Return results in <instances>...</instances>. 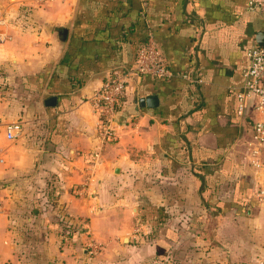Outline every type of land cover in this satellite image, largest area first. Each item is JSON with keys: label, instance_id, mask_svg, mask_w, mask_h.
Masks as SVG:
<instances>
[{"label": "crops", "instance_id": "0c3cea01", "mask_svg": "<svg viewBox=\"0 0 264 264\" xmlns=\"http://www.w3.org/2000/svg\"><path fill=\"white\" fill-rule=\"evenodd\" d=\"M260 31L247 0H0V264H264L237 98ZM149 33L175 75L130 76L102 142L91 96Z\"/></svg>", "mask_w": 264, "mask_h": 264}, {"label": "built area", "instance_id": "2783aa9c", "mask_svg": "<svg viewBox=\"0 0 264 264\" xmlns=\"http://www.w3.org/2000/svg\"><path fill=\"white\" fill-rule=\"evenodd\" d=\"M249 10H257L264 16V0H247ZM2 38L0 37V41ZM248 62L243 68V82L237 92L238 113L243 114L251 106L259 118L253 119V133L247 143L254 166L264 170V46L254 44L247 52ZM132 75H150L155 78H170L175 72L169 67L163 51L152 33L139 44L134 66L127 71H115L107 75L100 88L91 96L94 108L98 112L97 131L102 142L116 139L114 119L124 103L128 82ZM190 82L201 79L189 78ZM18 123H11L7 128V138L17 135ZM256 197L264 203V181L256 191ZM96 246L94 245V250Z\"/></svg>", "mask_w": 264, "mask_h": 264}, {"label": "water", "instance_id": "95a60500", "mask_svg": "<svg viewBox=\"0 0 264 264\" xmlns=\"http://www.w3.org/2000/svg\"><path fill=\"white\" fill-rule=\"evenodd\" d=\"M58 34H59L58 37L61 41L66 40L67 34H68L67 28L59 29ZM256 42L258 45L264 46V31L258 32L256 36ZM55 103H56V96H50L46 99L47 105H54ZM139 104L140 106H143V107L144 106H149V107L156 106L158 104V97L155 94L144 96L140 98Z\"/></svg>", "mask_w": 264, "mask_h": 264}, {"label": "rangeland", "instance_id": "374dc122", "mask_svg": "<svg viewBox=\"0 0 264 264\" xmlns=\"http://www.w3.org/2000/svg\"><path fill=\"white\" fill-rule=\"evenodd\" d=\"M23 12H26V11L24 10ZM23 14H25V13H23ZM23 14H21L20 16L18 15L16 18H23V19H25V16H26V15H23ZM252 117H253V119H257V118H259V115H258L255 111L252 110ZM1 161H2V160H1ZM1 200H3V199H1ZM1 202H2V201H0V205H2ZM11 210H12L13 213H15V214H18V213H19V209H18V207H16V206H14ZM14 225H15L16 227L18 226V228L20 227V229H22V228H21V225H22V224H14Z\"/></svg>", "mask_w": 264, "mask_h": 264}]
</instances>
